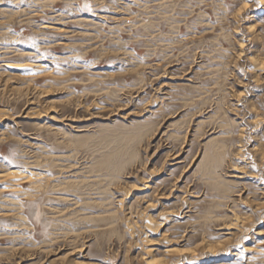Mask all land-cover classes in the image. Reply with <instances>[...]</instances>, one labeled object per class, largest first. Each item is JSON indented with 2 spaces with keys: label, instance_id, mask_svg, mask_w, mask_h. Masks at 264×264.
Wrapping results in <instances>:
<instances>
[{
  "label": "rangeland",
  "instance_id": "374dc122",
  "mask_svg": "<svg viewBox=\"0 0 264 264\" xmlns=\"http://www.w3.org/2000/svg\"><path fill=\"white\" fill-rule=\"evenodd\" d=\"M7 172L0 264H264V0H0Z\"/></svg>",
  "mask_w": 264,
  "mask_h": 264
},
{
  "label": "bare ground",
  "instance_id": "6f19581e",
  "mask_svg": "<svg viewBox=\"0 0 264 264\" xmlns=\"http://www.w3.org/2000/svg\"><path fill=\"white\" fill-rule=\"evenodd\" d=\"M31 15H32V14H31ZM88 39H89V38H88ZM260 68H261V67H260ZM222 116H223V115H222ZM240 135H241V134H240ZM214 145H215V144H214ZM26 147H27V146H26ZM214 148H215V147H214ZM257 151H258V150H257ZM219 154H220V153H219ZM244 155H245V154H244ZM29 168H30V167H29ZM232 170H233V169H232ZM8 172L11 173V171H8ZM8 172H7V173H2V174H0V178H2V179L5 178V177L8 178V177L10 176V174H9ZM30 172H31V171H30ZM13 173H14V171H13ZM8 174H9V176H7ZM11 174H12V173H11ZM11 177H12V176H10V179H12ZM25 177H26V175H25ZM8 179H9V178H8ZM26 179H27V178H26ZM0 180H1V179H0ZM15 181H16V180H15ZM12 182H14V181H12ZM10 187H11V186H10ZM12 188H13V187H12ZM185 195H186V194H185ZM5 199H7V198H5ZM5 199H4V200H5ZM257 206H258V205H257ZM171 213H172V212H171ZM236 221H237V220L235 219L234 222H236ZM237 224H238L237 222H236V223H232L231 225H226L225 228H226V229H231V230L233 229V230H234V229H236V226H238ZM242 227H243V226H242ZM1 230H2V229H1ZM244 230H245V229H244ZM229 231H230V230H229ZM230 232H231V231H230ZM226 234H230V233L228 232V233H226ZM231 234H232V233H231ZM167 250H168V251H172V250H170V249H167ZM168 251H167V252H168ZM168 253H169V252H168ZM168 253H167V254H168ZM153 255H154V254H153ZM207 257H208V256H207ZM209 257H210V256H209ZM175 259H176V258H175ZM154 261H156V260H155V259H153V260L150 259V260L147 261V264H152V263L154 264ZM52 262H53V261H52ZM151 262H152V263H151ZM96 263H97V262H96ZM155 263H156V262H155ZM90 264H92V263H90ZM156 264H157V263H156ZM158 264H159V262H158Z\"/></svg>",
  "mask_w": 264,
  "mask_h": 264
}]
</instances>
